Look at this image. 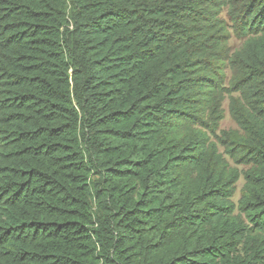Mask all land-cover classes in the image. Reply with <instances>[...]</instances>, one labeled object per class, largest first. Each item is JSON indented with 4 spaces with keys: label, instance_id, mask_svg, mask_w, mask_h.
<instances>
[{
    "label": "trees",
    "instance_id": "obj_1",
    "mask_svg": "<svg viewBox=\"0 0 264 264\" xmlns=\"http://www.w3.org/2000/svg\"><path fill=\"white\" fill-rule=\"evenodd\" d=\"M0 264H264V0H0Z\"/></svg>",
    "mask_w": 264,
    "mask_h": 264
},
{
    "label": "rangeland",
    "instance_id": "obj_2",
    "mask_svg": "<svg viewBox=\"0 0 264 264\" xmlns=\"http://www.w3.org/2000/svg\"><path fill=\"white\" fill-rule=\"evenodd\" d=\"M221 17L224 18L225 20H227V17L225 15L224 11L221 13ZM240 43H241L240 39H237L233 34H230V38L228 40V47L231 51L236 49L240 45ZM227 73H228V71H227ZM227 103H228V101H227V99H225V101L223 103L224 118L219 123V126H218L219 130L228 131V130L237 129L235 122L232 120V118L230 117V115L228 113ZM218 149L220 152L222 151L221 147H218ZM224 158L227 160V162L229 163L230 166L237 168V170L239 171V174H240L238 181L234 185L233 195L229 199V201L234 205V209L232 211V214L236 215L238 213L237 202H238V199L240 198L242 186L244 183L242 174L249 166L246 164H234L226 156H224Z\"/></svg>",
    "mask_w": 264,
    "mask_h": 264
}]
</instances>
